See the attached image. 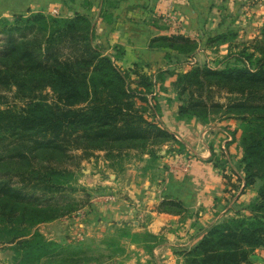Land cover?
<instances>
[{
	"label": "trees",
	"instance_id": "16d2710c",
	"mask_svg": "<svg viewBox=\"0 0 264 264\" xmlns=\"http://www.w3.org/2000/svg\"><path fill=\"white\" fill-rule=\"evenodd\" d=\"M94 31V23L81 14L0 18V104H7L1 91L13 89L24 103L0 110V246L16 253L19 262L39 261L60 248L34 229L70 214L51 204L74 178L65 166L70 152L104 151L110 159L141 151L156 160L159 146L176 142L148 119L159 113L153 96L157 78L142 74L131 80L94 46ZM177 41L187 38L161 37L151 47L181 49ZM251 49L234 64L195 67L177 78V120L206 121L212 112L241 120L243 188L262 181L249 216L213 226L184 253L185 264H246L254 250L264 248V30ZM216 92L226 93L224 102ZM158 211L184 208L165 201Z\"/></svg>",
	"mask_w": 264,
	"mask_h": 264
},
{
	"label": "crops",
	"instance_id": "0c3cea01",
	"mask_svg": "<svg viewBox=\"0 0 264 264\" xmlns=\"http://www.w3.org/2000/svg\"><path fill=\"white\" fill-rule=\"evenodd\" d=\"M232 1L109 0V21H105L101 17L102 4L98 5L97 0L88 11L82 8L83 0H0V18L11 19L28 12L62 18L88 16L95 25L97 43L107 48L105 53L120 67H130L142 60H165L167 48L151 47L154 39L181 35L201 40L224 33L232 21L225 19L224 9ZM173 113L176 115L177 109L173 108ZM164 119L176 142L167 143L158 159L143 154L136 163H127L122 173L110 170L109 180L102 182L109 185V198L97 197L73 219L63 218L44 226L74 235V228L82 234H96L107 225L126 223L147 230L158 241L149 250L135 246L129 259L120 264H184L177 249L191 243L193 247L222 219L234 216L235 207L251 197L254 186L228 201L244 178L243 152L233 137L235 132L227 133L222 141L225 132L217 127L210 131L201 119ZM221 141L228 149L229 166H224L219 157ZM178 143L186 148L185 152L176 150ZM165 201L180 202L184 211L159 212ZM63 235L65 232H57V238Z\"/></svg>",
	"mask_w": 264,
	"mask_h": 264
},
{
	"label": "rangeland",
	"instance_id": "374dc122",
	"mask_svg": "<svg viewBox=\"0 0 264 264\" xmlns=\"http://www.w3.org/2000/svg\"><path fill=\"white\" fill-rule=\"evenodd\" d=\"M97 2L98 5L102 4L101 12L104 13L101 17L105 21H109V0H97ZM91 6H93V0H83V10L88 11ZM45 15L58 17L51 14ZM224 16L225 19L232 20L224 33L213 37L207 36L201 40L178 35L187 38V41H177L181 49H167L165 60H152V63L142 60L130 67H120L116 64L117 60H113L122 71L128 74L131 80L137 79V76L142 74H147L153 79L157 78V86L153 96L159 106V113L148 116L149 121L160 124V126L167 129L164 118L177 119L179 106L181 105L176 87L178 75L189 72L195 67L221 69L226 64H234L236 60H239L244 49H247L248 53L253 52L251 46L257 39L261 38L264 30V0L232 1V4L224 9ZM12 18L8 20H12ZM91 21L93 22V20ZM222 36L225 38L223 39ZM97 37L96 31H94V46L102 54L109 57L105 53L107 48L104 43H97ZM0 40H3V38L0 37ZM1 44L2 42H0ZM15 92V89L1 91V94L6 96L5 101L7 104H0V110L19 109L23 106V101L16 96ZM45 92L49 96L52 95L50 90ZM225 97V92H216L215 94V98L221 102L225 101ZM173 108L177 109L176 115L173 113ZM163 110L166 112H163ZM202 121L208 125L210 131L213 127L224 131L226 134H223L225 137L222 141L225 140L227 133L235 132V135L232 136L235 137L240 146L243 127L241 120H226L222 118V114L212 112L208 114L206 121ZM233 129L234 131H232ZM222 141L218 149L219 157H221L224 166H229L228 149L226 143ZM164 146H159L157 151L162 150ZM179 148L181 147L178 146L176 150H179ZM184 150L182 152H185ZM89 154L87 156L82 150L72 151L70 152L71 157L65 162L66 168L74 173V178L64 186V191L54 194L51 204L56 205L60 211L69 210L70 214L66 217H60L58 220L63 218L73 219V216L79 210L85 209L91 204V200L97 197L109 198V185L102 184L103 181L109 180V171L114 170L117 173H122L125 165L129 162L131 164L136 163L143 152L131 151L110 159L104 151H90ZM187 154L190 155L189 152ZM261 185L262 181L257 180L253 185L254 191L250 195L251 197L242 199L244 201L238 203L234 209V216L226 217L219 223L237 215L249 216L250 205L259 201ZM233 190V197H229L228 201L241 197L245 188L241 184L237 188L234 187ZM44 224L38 225L34 230L40 232L47 240L59 244V249L44 255L39 261L19 262L20 258L16 253L8 247L0 246V264H120L129 259L135 246L145 247L146 250H149L152 244L158 241V237H154L147 230H137L134 226L126 223L123 226L107 225L104 229L96 231V234L94 231H87V233L82 234L80 230L74 228V232L76 231L74 235H70L69 231H64L58 227H46ZM59 230L65 232V235L57 238ZM79 232L82 234L81 237L77 236ZM197 243L193 247H191L193 245L191 243V246L185 244L178 249L176 248L177 253L182 254L184 264V253L192 250ZM246 264H264V248L254 250L249 262Z\"/></svg>",
	"mask_w": 264,
	"mask_h": 264
},
{
	"label": "built area",
	"instance_id": "2783aa9c",
	"mask_svg": "<svg viewBox=\"0 0 264 264\" xmlns=\"http://www.w3.org/2000/svg\"><path fill=\"white\" fill-rule=\"evenodd\" d=\"M55 13H56V11H54ZM56 15V14H55ZM77 236L78 237H81L82 236V234L79 232L78 234H77Z\"/></svg>",
	"mask_w": 264,
	"mask_h": 264
}]
</instances>
